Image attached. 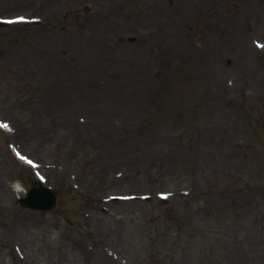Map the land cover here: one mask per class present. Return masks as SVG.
I'll return each instance as SVG.
<instances>
[{"label": "rangeland", "instance_id": "1", "mask_svg": "<svg viewBox=\"0 0 264 264\" xmlns=\"http://www.w3.org/2000/svg\"><path fill=\"white\" fill-rule=\"evenodd\" d=\"M260 45L264 0H0V264H264Z\"/></svg>", "mask_w": 264, "mask_h": 264}, {"label": "water", "instance_id": "2", "mask_svg": "<svg viewBox=\"0 0 264 264\" xmlns=\"http://www.w3.org/2000/svg\"><path fill=\"white\" fill-rule=\"evenodd\" d=\"M25 194L26 196L19 200L23 207L33 210H51L57 204V197L49 186H32Z\"/></svg>", "mask_w": 264, "mask_h": 264}, {"label": "clouds", "instance_id": "3", "mask_svg": "<svg viewBox=\"0 0 264 264\" xmlns=\"http://www.w3.org/2000/svg\"><path fill=\"white\" fill-rule=\"evenodd\" d=\"M18 184H19V181H13V182H11V184H10V188H11L12 190H16Z\"/></svg>", "mask_w": 264, "mask_h": 264}, {"label": "snow or ice", "instance_id": "4", "mask_svg": "<svg viewBox=\"0 0 264 264\" xmlns=\"http://www.w3.org/2000/svg\"><path fill=\"white\" fill-rule=\"evenodd\" d=\"M261 47H264V45H260ZM5 128H7V127H9L7 124H4L3 125ZM22 159H24V160H26V161H28L29 163H32V161L28 158V157H24V156H22L21 157Z\"/></svg>", "mask_w": 264, "mask_h": 264}]
</instances>
